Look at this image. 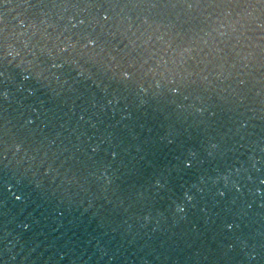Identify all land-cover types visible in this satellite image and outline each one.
Here are the masks:
<instances>
[{
    "label": "water",
    "instance_id": "obj_1",
    "mask_svg": "<svg viewBox=\"0 0 264 264\" xmlns=\"http://www.w3.org/2000/svg\"><path fill=\"white\" fill-rule=\"evenodd\" d=\"M32 5L0 6V264H264L260 6Z\"/></svg>",
    "mask_w": 264,
    "mask_h": 264
},
{
    "label": "snow or ice",
    "instance_id": "obj_2",
    "mask_svg": "<svg viewBox=\"0 0 264 264\" xmlns=\"http://www.w3.org/2000/svg\"><path fill=\"white\" fill-rule=\"evenodd\" d=\"M23 3L29 4V6L32 5V0H22ZM36 2L40 5H43L45 3V0H36ZM91 2L96 3L98 7L104 8L106 3H109V0H99L97 3V0H91ZM117 6L121 2L124 3L125 7H133V8H143L145 6L151 7L153 9L155 8H168V7H186L187 9H192L193 7H199L202 3H208L210 7L220 9L221 12H227L228 15H232L233 12H235L237 15H240L241 12L245 13L248 16H251L252 13L248 12V8H255L256 6H260L261 12L260 15L254 17V22H257V27L264 31V0H115ZM12 3V0H0V6H6L7 4ZM240 11H237V10ZM107 11V10H106ZM103 19L107 21L109 19V15L105 14ZM79 24L83 25L85 24V20L80 19ZM4 23V16L3 13H0V26H2ZM4 31L3 27H0V33ZM89 44L95 46L96 41L94 39H90L88 41ZM2 43H0V50H2ZM251 55V54H250ZM53 67H56V65H53ZM60 67H63V65H60ZM7 72L6 68L0 69V78L5 76V73ZM124 78L130 79L131 74L126 70L123 73ZM240 85H245L246 81L241 79L239 81ZM178 87H174L172 91H178ZM0 95L6 96V91H0ZM110 103V101H109ZM90 147L91 152L95 153L97 152L99 145L96 147ZM113 157L117 155V153L112 152L111 153ZM186 167H191L192 164L190 161L185 163ZM239 171V169H237ZM251 179V177H249ZM261 184H264V179L260 181ZM237 191H239V188H237ZM221 196L224 195L223 192L220 193ZM19 199V197H17ZM27 227V225H25ZM228 229H232L234 227L233 224L229 223L226 225ZM231 247V246H230ZM261 248H264V245H261ZM257 253L253 252L248 255V260L252 261L255 260Z\"/></svg>",
    "mask_w": 264,
    "mask_h": 264
}]
</instances>
